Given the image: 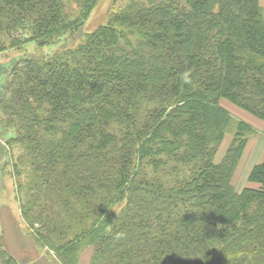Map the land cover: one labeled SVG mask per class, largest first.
<instances>
[{
    "label": "trees",
    "instance_id": "trees-1",
    "mask_svg": "<svg viewBox=\"0 0 264 264\" xmlns=\"http://www.w3.org/2000/svg\"><path fill=\"white\" fill-rule=\"evenodd\" d=\"M98 2L0 0V54L56 48L0 63L27 235L53 264H264V150L238 188L256 130L223 104L264 122L260 0H124L83 33Z\"/></svg>",
    "mask_w": 264,
    "mask_h": 264
},
{
    "label": "rangeland",
    "instance_id": "rangeland-1",
    "mask_svg": "<svg viewBox=\"0 0 264 264\" xmlns=\"http://www.w3.org/2000/svg\"><path fill=\"white\" fill-rule=\"evenodd\" d=\"M124 0H99V2L94 6L92 11L90 12L85 24L83 25L82 31L83 33L91 32L96 27L101 24H104L107 20V16L109 12L113 9L114 6L120 5ZM260 3L264 10V0H260ZM56 48L55 47H39L34 42L27 43L21 50H8L4 53L0 54V63L4 67L5 71L8 70L16 60L21 56H37V55H49ZM3 77H1L0 84H2ZM223 104L227 107L230 113L233 115L234 119H249L252 121V125L254 126L256 132L251 134L249 137V145L245 152V157L242 158L236 172L234 175V182L238 188L241 186L249 185L247 182L248 171L253 163L256 162L257 159H262V150L264 149V122H261L250 115H248L243 110L239 109L235 105L229 102H223ZM234 120V122H235ZM0 209L4 212V215H7L10 220L11 212H13L14 216H17L18 224L24 234L26 233V226L21 218V213L19 209L18 201L15 197V186L13 184L12 178L9 176L10 174V158L6 153V148L4 142L7 138H9L12 133L10 130H2L0 128ZM229 140V137L226 138ZM225 139L223 146H225ZM223 147L221 148V150ZM221 151L220 153H222ZM3 168V169H2ZM9 212V213H7ZM4 218V217H3ZM2 221L0 217V244L5 246L4 243V230L1 227ZM6 248V247H5ZM83 252V251H82ZM48 258V257H47ZM49 259V258H48Z\"/></svg>",
    "mask_w": 264,
    "mask_h": 264
},
{
    "label": "crops",
    "instance_id": "crops-1",
    "mask_svg": "<svg viewBox=\"0 0 264 264\" xmlns=\"http://www.w3.org/2000/svg\"><path fill=\"white\" fill-rule=\"evenodd\" d=\"M258 160L259 159H257V161ZM4 212H2L0 209V217L2 221L1 227L4 230L3 238L5 247L17 259L18 263L53 264L51 260L45 257L43 250L34 244L31 237L22 232L17 221V216H14L13 212H11L12 219L10 220L7 215H4ZM91 257L92 249L86 248L80 254L78 264H90Z\"/></svg>",
    "mask_w": 264,
    "mask_h": 264
}]
</instances>
